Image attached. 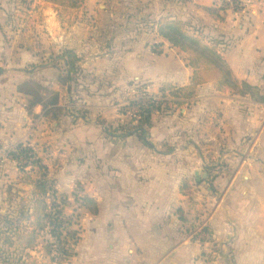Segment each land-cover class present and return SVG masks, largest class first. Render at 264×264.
I'll list each match as a JSON object with an SVG mask.
<instances>
[{
    "label": "crops",
    "instance_id": "0c3cea01",
    "mask_svg": "<svg viewBox=\"0 0 264 264\" xmlns=\"http://www.w3.org/2000/svg\"><path fill=\"white\" fill-rule=\"evenodd\" d=\"M143 1H151V10L154 13L159 11V17L181 21L191 29L197 28L207 35L212 34V38L224 41L223 47L227 46L224 56L237 78L264 90V0H240L243 11L236 16L231 14L225 22L214 20L206 11L208 7L219 5L220 0ZM152 31L147 32L148 36L153 34ZM52 32L51 37L54 44H58V49L64 43L81 57L80 50L73 46L72 37L68 36L63 42L61 34ZM156 33L155 38L163 44L164 54L153 53L151 46L147 45L149 40L140 39L125 50L127 54L120 60L106 59L102 62L103 67H99L100 62L86 64L81 57V66L84 71L96 76L109 77L112 83L124 86L123 89L136 81L147 85L150 93H158L164 84L190 86L194 70L189 65L188 56L169 46ZM111 62L109 73H103L104 65ZM41 67L46 69L36 76L47 75L50 87H45L43 83H40L41 86L60 92V105L64 107L63 96L68 93L58 83L63 69H48L47 64ZM27 78L22 68L16 71L15 76L14 73L0 74V142L4 147L15 148L28 141L31 144L34 132L47 128L48 124L42 118L33 126L27 110L30 99L18 91V86ZM103 100L104 97H98V104ZM209 110H212V115L218 114L217 110L223 112L224 117L217 124L226 132L214 127L209 134L206 125H201L209 117ZM263 111L264 105L254 103L248 96H231L206 84L200 87L196 100L186 112L183 111V116L175 114L170 120L176 124V129L183 126L174 123L173 119L177 116L189 122L187 127L200 124L203 136L212 137V147L224 148L227 154L228 168L219 174L215 182L216 192H212L210 202L213 201L212 206L216 207L207 223L214 230V240L224 246L232 238L231 234H235L236 264H264ZM34 112L41 116L42 106H37ZM64 117L60 126L68 129L72 120ZM41 123L43 126L39 127ZM77 128L71 125V132ZM91 129L90 138L81 135L73 145L79 146L86 139L87 145H80L82 153L89 154V145L96 146L98 151L96 163H102L97 170L99 186L96 190L90 185L84 192L98 200L100 214L89 219L88 224L81 223L82 241L72 264H203L197 257L198 247L188 241L174 214L178 208L185 206V202L181 203L182 180L202 167L186 174L184 165L177 158H107L117 154L116 141L124 138L123 141L132 144L131 147L135 144L137 149L136 141L132 137L100 138L99 134H94L100 130ZM174 131L173 126L163 129L154 126L149 136L158 132L164 140ZM247 139L251 140L250 144L243 146V141ZM152 142L153 149H156V144ZM183 149L184 146H178L175 149L178 152L167 155H181ZM243 158L246 159L243 161ZM84 159L86 165L82 166L79 175L85 174L83 170L89 168V161L93 163L89 156ZM170 163L172 165H165ZM111 175L114 177L111 178ZM51 176L57 181L56 189L60 193L64 192L62 184H71L77 177L75 175L74 179L60 182L57 175L51 173ZM106 179H111L112 183H107Z\"/></svg>",
    "mask_w": 264,
    "mask_h": 264
},
{
    "label": "rangeland",
    "instance_id": "374dc122",
    "mask_svg": "<svg viewBox=\"0 0 264 264\" xmlns=\"http://www.w3.org/2000/svg\"><path fill=\"white\" fill-rule=\"evenodd\" d=\"M78 1V7L71 8L44 0H0V74L14 73L15 76L16 71L22 68L28 75L25 82H38L43 83L45 87H50L47 85V75H43L42 77L45 79H42L36 74L46 69V67H41L46 64L48 69L56 68V64L62 62L58 58L62 56L64 50L68 49L67 46H64V43H62L61 49L57 48L58 44L56 43L55 45V41L51 37V29L54 34H61V37H64L63 42L68 36L72 37L73 46L80 50L83 62L92 65L100 62L99 67H103V60H111V58L120 60L123 58L124 54H127L125 50L133 42L140 39L149 40L147 45L151 46L150 50L153 53L164 54L163 44L156 40L154 32L156 33L158 30V23L168 19V17H159V11L154 13L150 7L151 1ZM221 4L226 5L222 2L219 3V5ZM228 7L230 10L229 16L231 14L239 15L244 8L240 0H236L233 7ZM188 27L191 29V26L188 25ZM191 30L190 32L195 34L194 31L198 29ZM150 31L153 34L148 36L147 32ZM70 32L72 35H68ZM199 32L206 42L211 45L213 42L224 43L220 39L212 38V34L207 35L201 30ZM162 40L172 47L168 41ZM220 48L223 50L227 46H220ZM187 56L190 65L189 55ZM111 64L113 62L104 65L103 73H109ZM58 68L61 69L60 67ZM23 73L25 74V72ZM85 73L88 78L81 80V86L77 89L75 88L73 97L63 93L64 107L68 110L65 113V117H63H68L72 120L69 124L70 127L66 129L60 126L61 122L58 125V123L49 124L45 121L48 124L47 128L37 130L31 138V146L41 152L43 156L44 150H46V157L52 165L51 173L57 175L60 182L63 180L66 182L68 178L74 179V176H77L73 183H66L64 186L62 184L63 193L71 197V201H73L74 192L81 187L84 191H87L90 185H93L96 190L99 186L97 170L100 169L102 163H96V153H98L96 146L89 145L87 147L89 154H83L80 145H87L86 139L79 146L73 145L75 139H79L81 135H86L85 138H90L91 128L100 130L94 132V134H99L100 138L109 139V136L113 138L111 136L114 135L111 134H117L115 136L122 138L132 137L137 143V149L135 144L131 147L130 145L132 144L126 143L123 138L115 142V152L117 154L107 158H177V161L184 165L186 174L195 170L196 167H202L196 170L195 174H188L184 178L191 180L194 184L191 190L188 191L187 196L181 193V203L185 202V206L184 208H178V210L182 209L185 212L188 222L183 223L179 219L178 210L174 214L181 225L182 232L189 238L188 241L198 247L199 254L197 257L202 260L203 264H236V252L238 251L235 249L234 244L235 234H231L232 238L228 239L229 242L224 246L222 242L214 240V230L211 226L212 239H208L203 232L204 226L201 224L203 221L209 222L214 213L216 206H212L213 201L210 202V199H212V192L213 194L216 192L214 185L219 174L228 168V162L226 163L227 154L224 148L212 147V137L203 136V130L199 128L200 124L199 126L187 127L189 122L184 119H182V122L181 118L177 116L173 119L174 123H181L183 126L176 129V124H172L170 121L175 114L182 117L183 111L186 112L196 98L188 100L182 107L178 106L174 104L177 102V98L171 97L170 94L162 93L164 87L168 86L167 84H164L158 93H151L158 98L156 100L152 99V101H156V104L161 107L154 115L153 128L158 126L163 129L165 126H173L175 130L173 134H169L163 140V137H160L158 132L149 136L150 129L147 133V140L156 144V149H152L146 147L138 136H125L123 131L124 129H131L138 124V115L140 113L138 94L140 92L127 86L123 89L124 86L112 83L109 77L96 76L95 73L91 74L87 71ZM209 84L215 88L213 83ZM169 85L172 86V84ZM200 87L196 90L197 96ZM260 91L262 96H264V90L260 89ZM98 97H104L105 100L103 102L99 101L101 104H98ZM248 97L254 103L256 102L252 99V96L249 95ZM258 104L264 105V103L259 102ZM183 107L185 109L182 111ZM217 113L212 115V110H209V119L206 118L201 123V125H206L209 134H212V128L214 127L226 132L224 128H220V124H217L224 117V114L219 110H217ZM263 113L264 111L261 113L262 130H264ZM71 125L78 128L73 129L71 132ZM33 126H35L34 121ZM41 126H43L42 123L39 124V127ZM87 127L89 128L88 130ZM250 141V139L244 140L242 145L247 146ZM123 144H125V147H123ZM178 146H184L185 148L181 155H167L171 152H178L179 150H175ZM13 148L4 147L0 142V214H5L8 209V203L6 202L7 190L11 184H14L17 190L22 191L21 196L25 200L29 201L31 199V187L19 182L23 174L17 168V164L9 157V152ZM135 150V154H132ZM87 156L92 159L93 163L89 161V168L83 170L85 174L79 175L78 172H82V166L86 165L84 158H87ZM245 159L243 158V161ZM255 161H257V158H255ZM165 165H172V163ZM205 166L212 168V176L216 174L212 184L213 187L201 181ZM115 176L118 179L119 175L116 174ZM112 177L114 175H111ZM206 177L207 175L204 176V178ZM106 181L107 183H112L111 179H106ZM67 212L71 215L74 209H69ZM75 216L80 217V222L83 225L86 222L88 224V220L95 217L86 210L78 208L75 210ZM32 256H37L40 264H52L44 251L39 255Z\"/></svg>",
    "mask_w": 264,
    "mask_h": 264
},
{
    "label": "trees",
    "instance_id": "16d2710c",
    "mask_svg": "<svg viewBox=\"0 0 264 264\" xmlns=\"http://www.w3.org/2000/svg\"><path fill=\"white\" fill-rule=\"evenodd\" d=\"M46 2L65 5L71 8L78 7V0H44ZM206 11L219 22H225L229 17L228 5H216L206 8ZM188 28V29H187ZM188 25L169 18L158 23V36L168 41L172 47L189 55L190 66L194 70L192 84L186 87L165 86L162 93L177 98L174 104L183 106L188 100L197 97L198 87L213 83L219 92L229 93L232 96H252V99L264 103V96L260 87L253 86L246 81H240L226 61L224 43H207L199 30L190 32ZM192 31V30H191ZM62 62L57 67L63 69L58 83L66 88L67 93L73 97L75 88L81 86V80L88 78L81 66L82 58L73 50L66 49L58 58ZM129 87L137 92L144 93L147 85L131 82ZM19 93L29 98L27 110L34 122L42 118L49 124L59 123L68 110L60 105L61 93L42 87L38 82H25L18 87ZM156 101L139 104L140 113L138 124L131 129H124L125 136H138L146 147L154 148L147 140V133L154 125V115L161 109ZM42 106V115H36L34 110ZM117 135V134H111ZM9 157L17 163L23 176L20 183L32 187L31 199L25 200L14 184L7 190L8 209L0 214V264H40L37 256L45 252L52 264H72L77 256V248L82 241L80 217L75 216V210L84 209L92 216L100 214V205L97 199L85 194L81 187L71 197L60 193L56 189L57 181L51 176L52 165L46 157L38 152L31 144L21 143L9 152ZM56 166V165H55ZM207 175L206 178L204 176ZM216 174L212 176V168L205 166L201 181L213 187ZM80 185V184H79ZM193 182L184 179L181 193L187 196L193 187ZM81 186V185H80ZM74 209L69 215L68 210ZM179 219L183 223L188 220L182 209L178 210ZM206 221L203 232L208 239H212V228Z\"/></svg>",
    "mask_w": 264,
    "mask_h": 264
},
{
    "label": "built area",
    "instance_id": "2783aa9c",
    "mask_svg": "<svg viewBox=\"0 0 264 264\" xmlns=\"http://www.w3.org/2000/svg\"><path fill=\"white\" fill-rule=\"evenodd\" d=\"M222 3H225L228 6H234L236 3V0H220ZM138 99L141 103L147 104L149 101H151L152 99H158L156 96H153L146 88V90L144 91V93H140L138 94ZM139 105V104H138Z\"/></svg>",
    "mask_w": 264,
    "mask_h": 264
},
{
    "label": "water",
    "instance_id": "95a60500",
    "mask_svg": "<svg viewBox=\"0 0 264 264\" xmlns=\"http://www.w3.org/2000/svg\"><path fill=\"white\" fill-rule=\"evenodd\" d=\"M32 255H36V252H33Z\"/></svg>",
    "mask_w": 264,
    "mask_h": 264
}]
</instances>
